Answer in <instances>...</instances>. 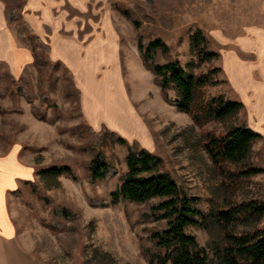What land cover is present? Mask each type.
Here are the masks:
<instances>
[{
    "label": "rangeland",
    "instance_id": "374dc122",
    "mask_svg": "<svg viewBox=\"0 0 264 264\" xmlns=\"http://www.w3.org/2000/svg\"><path fill=\"white\" fill-rule=\"evenodd\" d=\"M5 2L8 12L20 11L21 0ZM112 11L119 37L121 76L116 64L111 65V91L118 96L111 103L124 109V120L132 118L130 109L148 127L151 143L147 149L161 158V168L176 176L202 212L229 203L264 199V172L244 175L233 182L222 178L201 147L199 127L187 112L163 100L155 76L145 68L136 48L138 39L145 50L147 43L158 37L169 49L151 51L149 62L160 64L176 58L184 71L192 75L217 68L212 75L215 82L205 84L202 91L205 97L222 95L228 100L230 92L218 69L219 56L198 62L192 33L199 29L198 46L217 52L220 45L215 34L233 37L251 26L264 31V0H112ZM26 36L29 44L39 49L33 36ZM107 66L93 69L88 75L96 73L97 79H101ZM80 94L73 76L58 62L31 63L16 78L0 64V154L15 147L18 159L32 169L30 182L19 180V192L9 194L7 199L20 242L42 264H157L146 259L141 247H152L148 230L160 227L161 223L140 217L141 211L155 203L156 198L145 203L120 201L104 206H92L87 201L109 199L126 169L127 144L142 146L134 120L130 119L131 123L128 121L123 128L128 134L116 132L110 127L111 115L106 106L99 105L98 110L86 116L89 125L81 109ZM167 95L171 100L177 99L173 88L167 90ZM31 106L43 117L36 118ZM243 120L244 113L239 111L223 121H209L203 127L218 133ZM96 131L125 137L126 143L115 141L99 146L118 172L90 183L85 163L96 152L89 146ZM63 164L71 167L75 177L37 171ZM248 166L264 168V137L254 139L246 160L230 168ZM42 196L48 198L46 204ZM51 202L68 207L77 215L56 218L59 229L51 230L46 225L51 221ZM255 227H264V215L247 217L235 230L240 233ZM186 231L204 247L211 264H220L215 251L221 245V237L213 223L205 228L188 226Z\"/></svg>",
    "mask_w": 264,
    "mask_h": 264
},
{
    "label": "trees",
    "instance_id": "16d2710c",
    "mask_svg": "<svg viewBox=\"0 0 264 264\" xmlns=\"http://www.w3.org/2000/svg\"><path fill=\"white\" fill-rule=\"evenodd\" d=\"M14 17L20 15L14 11ZM17 35L24 45L26 38L21 33V21L16 22ZM200 30L196 29L191 36L198 62L209 60L216 55L214 51H204L199 47ZM136 48L145 68L155 76V82L160 87V94L164 101L175 105L177 109L187 112L199 127L202 137L201 147L207 158L218 173L230 182L238 180L241 176L264 172L262 167L248 166L243 169H231L232 165L243 163L254 139L262 137L249 128L245 120L238 125L229 126L225 131L215 133L203 126L209 121H223L229 116L236 115L242 108L237 100H224L222 95L205 97L202 87L214 83L212 75L217 68H211L204 73L188 74L179 65L176 58L165 63L149 62L150 52L160 48L167 51L168 46L158 37L147 43L145 50L141 40L138 39ZM48 46L39 43V49L31 46L33 64L43 62L51 64L48 59ZM173 88L177 99L168 98L167 90ZM36 118L43 116L34 106L30 107ZM126 143L120 136L113 133L96 131L89 146L96 150L95 154L85 163L88 171V181L95 183L112 177L118 172L117 167L105 158L99 146L107 142ZM126 169L120 175V183L109 193V199L88 198L92 206L116 204L120 201L135 203L148 202L152 198L157 201L147 206L140 213L143 221L160 222L161 226L148 230V238L152 247H141L142 254L150 262L157 264H211V260L204 247L201 246L194 235L188 233V226L205 228L213 223L219 231L221 245L215 251V258L220 264H264V227H255L247 231L236 232L235 227L247 217H260L264 215V199H251L238 203H229L226 207L202 212L194 206L195 198L172 173L161 168L162 160L159 156L143 147L127 144L124 155ZM40 173H50L53 176L61 174L75 177L71 167L67 164L37 170ZM224 181V180H223ZM26 180L25 183H29ZM19 192L16 188L12 193ZM43 204L48 198L42 196ZM77 213L63 205L51 202L49 216L51 221L46 225L51 230L59 229L56 218H74ZM45 223L44 221H42ZM60 228L63 229L61 225Z\"/></svg>",
    "mask_w": 264,
    "mask_h": 264
},
{
    "label": "crops",
    "instance_id": "0c3cea01",
    "mask_svg": "<svg viewBox=\"0 0 264 264\" xmlns=\"http://www.w3.org/2000/svg\"><path fill=\"white\" fill-rule=\"evenodd\" d=\"M13 14L7 11L5 0H0V64L9 74L16 78L33 63L31 45L22 44L17 35L18 20L23 24L21 33L27 43L26 33L33 36L38 47L39 43L47 45L48 59L64 65L73 76L76 89L81 90L80 104L86 121L90 112L104 105L112 116L111 129L128 134L123 128L128 121L131 123L130 119L134 120L137 140L147 149L151 134L141 118L128 109L132 118L124 120V109L112 105L118 96L111 91L109 68L116 64L120 70L112 0H21L19 19ZM214 39L220 45L216 52L218 69L230 92L228 100L241 102L246 125L264 137V31L251 26L233 37L215 34ZM102 63L109 66L101 79L96 73L90 77L89 72L102 69ZM17 154L15 147L0 154V264H42L20 242L8 210V195L19 180H28L32 174L29 164L20 161Z\"/></svg>",
    "mask_w": 264,
    "mask_h": 264
}]
</instances>
